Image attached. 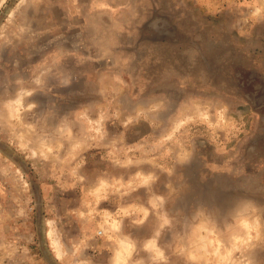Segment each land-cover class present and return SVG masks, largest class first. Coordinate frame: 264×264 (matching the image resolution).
Segmentation results:
<instances>
[{
	"label": "rangeland",
	"instance_id": "1",
	"mask_svg": "<svg viewBox=\"0 0 264 264\" xmlns=\"http://www.w3.org/2000/svg\"><path fill=\"white\" fill-rule=\"evenodd\" d=\"M253 80L264 0H0V254L264 264ZM93 204L96 237H78L71 211Z\"/></svg>",
	"mask_w": 264,
	"mask_h": 264
},
{
	"label": "crops",
	"instance_id": "2",
	"mask_svg": "<svg viewBox=\"0 0 264 264\" xmlns=\"http://www.w3.org/2000/svg\"><path fill=\"white\" fill-rule=\"evenodd\" d=\"M86 200H81V203H82V205L84 204V206L89 207V206H87V203H88V205H90L89 200L88 199H86ZM93 205L94 206L91 205L92 206L91 208H93L92 216L83 217L82 216L83 214H81L82 209H80V208H82L81 206L79 207V209H72V211H71L72 213L75 214V216H74V214H72L73 216H71V217H72L73 223L76 225V229L78 231V235H77L78 237H83L86 239L90 238V240L96 237L95 235L97 232V230H96L97 228H95V226L93 225L95 223V221H93L94 220L93 218H95L94 217V215H95L94 211L96 208H95V204H93Z\"/></svg>",
	"mask_w": 264,
	"mask_h": 264
},
{
	"label": "flooded vegetation",
	"instance_id": "3",
	"mask_svg": "<svg viewBox=\"0 0 264 264\" xmlns=\"http://www.w3.org/2000/svg\"><path fill=\"white\" fill-rule=\"evenodd\" d=\"M221 75V74H220ZM254 81V80H253ZM251 81L250 83V86H252V89L258 93V103L259 104H263L264 105V83H262V81H258V82H253ZM264 81V80H263ZM248 84H249V80H248ZM241 85V84H240ZM240 89L243 90V92H245V86L241 85ZM262 135V134H261ZM261 137V136H259ZM195 159V158H194ZM196 169H197V162L196 161H193V164L191 163V166H189L188 168L186 167V172L185 174L188 176L189 178V184L193 185L194 187H196V185H199L198 186V189L201 190V191H204L205 188H208L206 187L207 183L205 182L204 184H197V180H198V177L196 176L197 175V172H196Z\"/></svg>",
	"mask_w": 264,
	"mask_h": 264
},
{
	"label": "bare ground",
	"instance_id": "4",
	"mask_svg": "<svg viewBox=\"0 0 264 264\" xmlns=\"http://www.w3.org/2000/svg\"><path fill=\"white\" fill-rule=\"evenodd\" d=\"M25 92V91H24ZM23 92V93H24ZM25 94V93H24ZM27 94H29V92L27 93ZM145 177V176H144ZM149 179V178H148ZM147 180V179H146ZM242 225H244L245 226V228L247 229V230H251V225L247 222V221H244L243 223H242ZM49 235H50V237L52 238L53 237V234H54V230L51 228L50 230H49V233H48ZM52 243H53V246L55 247V248H59L60 247V244H59V242H58V239L57 238H52ZM121 243V249H120V251L117 253V256H116V259L118 260V261H120V262H124L125 260H126V257H127V255L129 254V252H130V250L132 249V246H131V244L130 243H127V242H124V241H121L120 242ZM60 252V251H59ZM60 255H61V252H60Z\"/></svg>",
	"mask_w": 264,
	"mask_h": 264
},
{
	"label": "built area",
	"instance_id": "5",
	"mask_svg": "<svg viewBox=\"0 0 264 264\" xmlns=\"http://www.w3.org/2000/svg\"><path fill=\"white\" fill-rule=\"evenodd\" d=\"M101 231H99V234ZM0 264H24L23 261L15 257V255H2L0 254Z\"/></svg>",
	"mask_w": 264,
	"mask_h": 264
}]
</instances>
